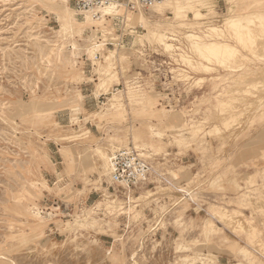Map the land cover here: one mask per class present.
<instances>
[{
  "label": "rangeland",
  "instance_id": "obj_1",
  "mask_svg": "<svg viewBox=\"0 0 264 264\" xmlns=\"http://www.w3.org/2000/svg\"><path fill=\"white\" fill-rule=\"evenodd\" d=\"M53 2L0 0V264H264V0ZM125 149L147 184L109 181Z\"/></svg>",
  "mask_w": 264,
  "mask_h": 264
},
{
  "label": "built area",
  "instance_id": "obj_2",
  "mask_svg": "<svg viewBox=\"0 0 264 264\" xmlns=\"http://www.w3.org/2000/svg\"><path fill=\"white\" fill-rule=\"evenodd\" d=\"M167 0H69L74 10L81 16H90L95 21L117 17L119 9L127 12L149 10ZM111 7L112 14L105 10ZM114 15V16H113ZM152 168L140 155L132 150L125 149L113 153L110 157L109 174L114 185L123 188H136L149 182Z\"/></svg>",
  "mask_w": 264,
  "mask_h": 264
},
{
  "label": "bare ground",
  "instance_id": "obj_3",
  "mask_svg": "<svg viewBox=\"0 0 264 264\" xmlns=\"http://www.w3.org/2000/svg\"><path fill=\"white\" fill-rule=\"evenodd\" d=\"M209 1H211V0H167L166 2H164V3H161V4H158V5H156V6H154L153 8H152V12H153V14H155V15H161V16H164V14H165V12L167 11V10H171V11H173L174 13H175V15L176 16H178V15H180V11H182V12H184L185 14H187V13H189L191 10H194V9H196V8H198V7H203V8H207L208 6H209ZM68 0H54V5L57 7H60L61 9H63L65 12H68V10H71V9H69V7H68ZM212 4V3H211ZM105 12H106V14H112V12H113V10H112V8L111 7H109V8H107L106 10H105ZM254 13V12H253ZM142 14V13H141ZM114 16V15H113ZM246 16V17H245ZM87 17V19H86V22H84V24H87V23H90V22H92V19H91V17L90 16H86ZM195 17L197 18V17H199V14H195ZM61 18V17H60ZM144 16H141V20H142V22H144ZM248 19V17H247V15H232V16H230L227 20H226V22H225V24H224V28H233V27H237V26H239L240 24H241V22H242V20H246V21H248V22H251V20H247ZM71 20H72V22H73V19H72V16H71ZM67 22V21H66ZM173 24V23H172ZM174 25V24H173ZM213 30H216V29H213ZM220 31H222V30H220ZM150 34L153 36V37H155L156 39H159L160 38V40H163V38H165V36L164 35H161V34H157L155 31H150ZM144 37V36H143ZM193 37H195V36H193ZM195 38H198L197 36L195 37ZM49 43V42H48ZM210 45L211 44H208V43H201L199 46H201V49H204L205 50V48H209L210 47ZM218 45H221V44H217V46ZM216 46V47H217ZM226 47H227V44L225 45ZM220 47V46H219ZM221 48V47H220ZM219 48V49H220ZM228 48V47H227ZM200 49V48H199ZM200 49V50H201ZM211 49V48H210ZM213 50L214 49H216V48H214V46H213V48H212ZM222 49H223V47H222ZM222 49H221V51H222ZM226 49V48H225ZM203 50V51H204ZM209 50V49H208ZM212 50V51H213ZM218 49H216V51H217ZM227 50V49H226ZM211 51V50H210ZM216 51H214V53H216ZM220 51V50H219ZM223 52H224V49H223ZM209 53V52H208ZM213 53V52H212ZM219 54V53H218ZM220 54H221V52H220ZM215 55V54H214ZM110 79V78H109ZM107 85V84H106ZM144 99V98H143ZM113 101V100H112ZM115 105V104H114ZM114 108V107H113ZM116 135V134H115ZM99 151H101V150H99ZM97 152V151H96ZM100 153V152H99ZM101 154V153H100ZM103 159H104V168L106 169V166H107V162H108V160H109V158L106 156L105 157V155L103 156ZM109 168H110V164H109ZM104 169V170H105ZM110 179L111 178H109V181H110ZM116 204L117 203H115V201H113L109 206H110V208L111 209H114V208H117V207H119V206H116ZM107 205V206H108ZM118 205V204H117ZM108 206V207H109ZM120 208H121V206H120ZM118 209V208H117ZM130 210V209H129Z\"/></svg>",
  "mask_w": 264,
  "mask_h": 264
}]
</instances>
